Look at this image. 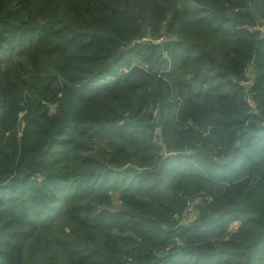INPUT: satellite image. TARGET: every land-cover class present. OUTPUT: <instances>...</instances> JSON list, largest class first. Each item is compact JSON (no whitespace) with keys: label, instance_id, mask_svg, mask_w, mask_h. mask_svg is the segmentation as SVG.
<instances>
[{"label":"trees","instance_id":"16d2710c","mask_svg":"<svg viewBox=\"0 0 264 264\" xmlns=\"http://www.w3.org/2000/svg\"><path fill=\"white\" fill-rule=\"evenodd\" d=\"M0 264H264V0H0Z\"/></svg>","mask_w":264,"mask_h":264},{"label":"rangeland","instance_id":"374dc122","mask_svg":"<svg viewBox=\"0 0 264 264\" xmlns=\"http://www.w3.org/2000/svg\"><path fill=\"white\" fill-rule=\"evenodd\" d=\"M118 194H115V197L118 198ZM192 209V207H191ZM190 209V211H187L184 215V222L190 221L192 219V217L194 216V212ZM237 227V223L235 222L234 224L231 225L230 227V231L235 230V228Z\"/></svg>","mask_w":264,"mask_h":264}]
</instances>
